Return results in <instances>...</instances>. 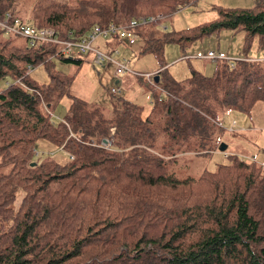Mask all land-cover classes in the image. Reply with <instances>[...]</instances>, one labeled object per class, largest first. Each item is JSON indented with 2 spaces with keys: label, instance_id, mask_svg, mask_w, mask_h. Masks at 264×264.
I'll use <instances>...</instances> for the list:
<instances>
[{
  "label": "trees",
  "instance_id": "1",
  "mask_svg": "<svg viewBox=\"0 0 264 264\" xmlns=\"http://www.w3.org/2000/svg\"><path fill=\"white\" fill-rule=\"evenodd\" d=\"M194 1L0 0V17L10 12L81 38L97 25L168 17ZM213 9L214 19L193 27L168 31L161 20L138 28V55L154 54L161 67L149 87L166 93L155 94L147 115L122 96L109 108L72 96L69 113L55 122L52 110L73 78L53 58H82L0 27V264H264V164L230 153L215 170L187 178L169 166L183 153L218 151L219 105L250 114L264 102L261 61H219L213 74L193 70L182 81L170 74L167 44L185 49L223 31L241 35L240 56H258L252 52L264 46V0ZM39 65L48 83L31 76ZM41 139L65 157L41 152Z\"/></svg>",
  "mask_w": 264,
  "mask_h": 264
},
{
  "label": "rangeland",
  "instance_id": "2",
  "mask_svg": "<svg viewBox=\"0 0 264 264\" xmlns=\"http://www.w3.org/2000/svg\"><path fill=\"white\" fill-rule=\"evenodd\" d=\"M65 3L69 0H60ZM257 0H195L193 3L183 7L180 11L166 17L165 24L168 31L180 30L186 27H193L205 21L216 17L213 9L215 4L226 7H251ZM105 40L98 39L97 45H101ZM241 35H232L228 31L220 34L207 35L197 39L182 49L178 44H167L164 47L163 60L167 63L170 74L176 80H185L192 75L193 70H197L205 75L213 74L219 61H208L195 57L199 51L208 50V48L225 50L232 56H240ZM127 48L120 47L121 58L128 60L130 70L139 72H153L160 70V63L154 54L138 55L142 42L136 45L123 44ZM103 49V48H102ZM264 55V46L255 49L252 54ZM56 69L65 75L73 78L72 85L68 93L64 95L57 106L52 110V118L55 122L63 121L69 113L72 96L87 101L88 103H97L105 107L111 106V101L115 94L112 88H119L121 93L115 96H122L144 107V114L147 115L155 99V94L164 96L166 93L162 88H150L147 80L142 81L131 72L118 74L115 64L95 65L93 55L82 57L81 64L65 62L59 58H53ZM31 76L39 83H48L50 76L44 65H39L31 70ZM5 82L2 83V87ZM111 108V107H110ZM214 117L220 121L223 127V133L220 137L218 151L211 155H198L195 153H183L177 157V163L170 162L169 166L182 178L189 176L199 177L205 170H215L220 162H226L228 153L220 151V146L224 143L229 146L227 151H237L246 160H256L264 164V102H258L252 113H245L231 107L219 105L216 108ZM238 121V125L233 123ZM245 122V123H243ZM235 130H230V126ZM249 128L247 132L241 131V128ZM38 149L56 151L55 156L62 159L65 154L62 153L50 141L41 139L38 143ZM234 153V152H233Z\"/></svg>",
  "mask_w": 264,
  "mask_h": 264
},
{
  "label": "built area",
  "instance_id": "3",
  "mask_svg": "<svg viewBox=\"0 0 264 264\" xmlns=\"http://www.w3.org/2000/svg\"><path fill=\"white\" fill-rule=\"evenodd\" d=\"M165 18L166 16L164 14L159 13L140 16L132 19L127 24H111L106 27L97 25L81 38L74 37L72 33H69L68 35H61L53 27H37L23 23L19 18L14 17V15L10 12L0 17V27L4 30L6 35H20L27 38L31 45H35L38 42L52 44L57 47L58 54L66 57L82 58L91 53L93 55V62L95 65L112 63L115 64L118 74L131 72L134 75L143 77L150 83L155 84L154 77L158 75L160 70L153 72L130 70L128 60L126 58H121V52L118 47L113 48L111 51H105L101 49L96 42L98 39H103L105 41L120 39L126 41L129 46L134 45L138 40V28L153 22L164 20ZM195 57L208 61H226L231 67H235L236 62L239 60L264 62V55L247 58L242 56L235 57L222 49L198 51L195 54ZM112 93L119 95L121 90L119 88H112ZM233 124H236V122L234 121ZM234 129V126H231L230 130ZM103 145L110 147L111 141L103 140Z\"/></svg>",
  "mask_w": 264,
  "mask_h": 264
},
{
  "label": "crops",
  "instance_id": "4",
  "mask_svg": "<svg viewBox=\"0 0 264 264\" xmlns=\"http://www.w3.org/2000/svg\"><path fill=\"white\" fill-rule=\"evenodd\" d=\"M99 46H101V45H99ZM115 47H118V48H120V47H124V48H127L125 45H123V44H118V41L117 40H112V41H105V42H103V45H102V47H101V49L103 48V50H105V51H111L113 48H115ZM208 49H213V48H208ZM218 49H221V48H218ZM223 50V49H222ZM199 51V50H198ZM225 51V50H224ZM257 105V104H256ZM256 107V106H255ZM235 122H236V124L235 125H238V121L237 120H234ZM234 121H233V123H234ZM233 123H232V125H233ZM243 123H245V122H243ZM231 125V126H232ZM230 126V127H231ZM245 128L243 127V128H241V131H245V132H247L248 131V129L249 128H246V130H244ZM235 130V129H234ZM233 130V131H234ZM260 130H262L263 132H264V128H261ZM262 136H264V133H263V135ZM227 149H229V146H228V148ZM225 152V151H224ZM237 153V151H226L225 153H224V155H226L227 153L228 154H230V153Z\"/></svg>",
  "mask_w": 264,
  "mask_h": 264
},
{
  "label": "water",
  "instance_id": "5",
  "mask_svg": "<svg viewBox=\"0 0 264 264\" xmlns=\"http://www.w3.org/2000/svg\"><path fill=\"white\" fill-rule=\"evenodd\" d=\"M159 79H160V75H156L155 76V80L158 82L159 81ZM104 141H106V139H104ZM227 148H228V146L226 145V144H222L221 146H220V151H226L227 150Z\"/></svg>",
  "mask_w": 264,
  "mask_h": 264
}]
</instances>
